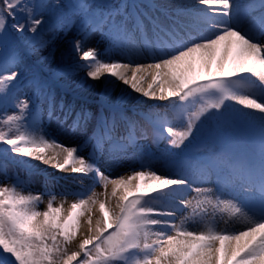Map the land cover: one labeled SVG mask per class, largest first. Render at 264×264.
Instances as JSON below:
<instances>
[{"label": "snow or ice", "instance_id": "obj_1", "mask_svg": "<svg viewBox=\"0 0 264 264\" xmlns=\"http://www.w3.org/2000/svg\"><path fill=\"white\" fill-rule=\"evenodd\" d=\"M60 9L61 18L53 19ZM74 17L81 23L70 53L78 63L61 74L82 71V83L122 82L126 87L110 104L114 112L134 94L167 101L163 113L145 115L154 142L187 148L214 121L218 130L241 132L244 148H207L203 159L189 158L165 175L141 155L138 169L113 177L102 167L118 162L135 141V121L129 119L126 136L118 137L115 120L105 119L83 144L61 142L45 124L39 97L17 81L18 45L47 48L46 33L54 37ZM95 33L108 42L103 55L87 46ZM104 95L111 96L109 88ZM72 112L68 105L61 121L49 104L46 115L65 133L86 128L91 113L83 108L64 127ZM11 154L76 174L78 190L34 191L30 179L9 177L0 166L12 181L0 183V264H264V0H0V156L6 161ZM69 196L75 197L70 203Z\"/></svg>", "mask_w": 264, "mask_h": 264}, {"label": "bare ground", "instance_id": "obj_2", "mask_svg": "<svg viewBox=\"0 0 264 264\" xmlns=\"http://www.w3.org/2000/svg\"><path fill=\"white\" fill-rule=\"evenodd\" d=\"M192 0H136L135 3L137 4H164V5H175L180 3H191ZM108 48V44L103 45L100 48V51L102 55L104 54L105 50ZM146 55V53H145ZM138 62L141 63H148L151 62V60L143 59L142 57L138 58ZM78 81L75 79H68V84H76ZM126 86L122 84V82H114L112 85H108L106 81L103 79L101 82H98L96 88L90 90L87 88L86 84H83L78 91L72 95V99L77 100L81 103H70L73 107V113L71 115H68L67 121H73L75 117V113L79 112L81 108H83V103H93L99 106V112L101 113L99 115V118L95 120V122L92 124V129L90 132V136H92L94 131H99L98 123L107 120L109 124L115 120L116 125L118 128L122 125V118L126 114V111H137L139 118V122L137 121L138 125L136 126V138L135 141L128 145L126 149V153H122L121 157L118 162L115 163H105L102 167V171H105L106 175H112L113 177L124 174L128 172L130 168H137L140 164V157L141 155H148L152 158V164H153V170H157L159 174L165 175L170 171L177 170V165L181 162H184V157H187L189 155L194 156H206L207 152L206 150L199 153L195 152L194 147L196 146V143L200 140H208L209 141V148L212 150H215L217 152L219 151H233V144L234 151H240L244 148L246 138L245 136L239 132L238 130L234 128H229L226 131L225 130H218L216 127V124L214 121H211L209 123H206L203 127L202 132L195 133L196 139L193 140L192 144L187 148H181L176 149L169 145L167 139H162L163 141L160 144H156L154 142L155 136H154V129L151 128L149 124L146 122L147 119H145V115L148 113H163L161 112L162 108L160 106H166L167 101H159L154 100L150 98H141L140 94H134L130 96L129 102L123 106V110L121 112H114L113 109L110 107L112 99H114L117 96H120L122 94L123 89ZM109 88L111 91L110 97H105L104 92L105 89ZM158 106V107H157ZM68 124H64V127L67 128ZM58 128V126H57ZM60 129V128H59ZM48 130L54 134L58 133V139L67 144L68 146H74L75 145V139L71 138L68 133H65L62 129L61 131L55 132L56 128H48ZM117 130V129H116ZM116 135L119 136H126L127 133H116ZM87 138V139H88ZM86 139V140H87ZM85 140V141H86ZM197 141V142H196ZM185 144H188V141H185ZM195 144V145H194ZM108 145L105 146L107 149ZM91 151L90 146L85 147L84 154L87 156V154ZM51 154V153H50ZM24 158L23 166L30 167L33 166L35 168V175L42 174V178L38 177L37 179H34L33 181H37L38 187L44 190L45 186H47L50 189L55 190L57 193L62 188H70L73 190H78V184L74 180V176L76 174H72L69 172H64L56 169L53 165L47 164L45 162L39 161V160H31L27 157ZM104 160H108V154L107 151L104 153ZM171 167V169L169 168ZM40 176V175H38ZM211 179H215V177H211ZM87 184L88 181H85ZM58 185L59 188L57 189L55 186ZM197 187H212L211 184H197L195 185ZM97 192H102L103 189L99 186L96 188ZM196 194L193 192L190 199L195 196ZM75 197L69 196L68 201L69 203L74 199ZM65 207L67 208L68 205L66 204ZM237 228H240L241 226L237 225ZM75 247V244L70 245V249H73Z\"/></svg>", "mask_w": 264, "mask_h": 264}, {"label": "rangeland", "instance_id": "obj_3", "mask_svg": "<svg viewBox=\"0 0 264 264\" xmlns=\"http://www.w3.org/2000/svg\"><path fill=\"white\" fill-rule=\"evenodd\" d=\"M47 2L52 5H57V4L67 5L75 2V0H47ZM90 2L98 5L110 4V3L133 4L136 2V0H90ZM62 12L63 9H60L59 12L53 10V19H57V20L60 19ZM45 19H48V14L45 15ZM11 22L12 21L9 20V24H11ZM80 23H81L80 19L74 17L73 23L68 29L64 31H58L54 37L51 33H46L45 39L50 41V44L47 48L39 49L33 52L25 48L23 43L18 45L19 51L22 56V63L17 69L21 73V75L17 77V81H22L21 87L28 96H31L33 98L39 97V101H38L39 106L42 112L45 113L44 115L45 124L49 129L52 127L56 128L55 132L61 131V128L59 127L55 119L48 121L46 112L49 107V104L52 105L55 115L60 117L61 121H63L64 114L68 112V105H70V103H81L78 102L77 100L72 99V95H74L83 84H86L87 88L92 90L96 88L98 82H101L103 80L102 78L101 80L98 81L89 80L88 83H82L84 77V73L82 71L78 72V74L76 75H64L61 74L59 71L60 69L66 68L69 65H74L78 63L75 54L70 53V48H71V41L78 36ZM105 44H108L106 38L102 36L100 33H95L89 39L87 46L97 47L100 50V48ZM50 52L52 53L51 57L45 59V57H49ZM56 74H58L59 76L57 77L54 76ZM38 75H41L43 77L48 76L47 78H45V81L47 82L46 83L47 86L42 87V83L44 80L39 79ZM68 79H75L78 82L74 85L72 84L70 85L67 83ZM89 84L91 85V87H89ZM62 103L65 105L63 111L61 110ZM83 105H84L83 109L91 113V119L88 121L86 128L78 130L75 133L72 132L68 133V135H70L71 138L75 139V145L77 143L83 144V142L90 135L92 124L95 122L97 118H99V115L101 114L99 112L100 109L98 105L93 103H83ZM160 107L162 108L161 112H163L165 106H160ZM10 111L11 110H9V112ZM139 118L140 117L138 116L137 111H130V110L126 111V114L123 116L121 120L122 125L116 128L117 129L116 133H122V134L127 133L129 119L135 121L137 124ZM146 122L149 124L151 128L153 127L148 120H146ZM71 123L72 121L70 122L66 121L64 124L70 125ZM68 125L66 126L68 127ZM138 125H140V123ZM162 141L163 140L160 139L155 142L156 144H160ZM234 146L235 144L229 147H233V151H234ZM207 148H209V141L204 139L196 143L194 150L195 152L198 153V155H200L199 153L205 151ZM191 154L192 155L184 157V160L186 161L189 158H191L192 162L195 163L197 159H203L205 157L201 155L194 156L193 153ZM0 160H2L0 161V166L6 165L9 177L19 174V176L23 179H30L31 187L34 191H43V189L38 187L37 183H35L37 181H33L38 177L40 178L42 174L35 175V168L33 166L30 167L23 166L24 163L23 157H18L16 154H11L10 158H8L6 161L4 160L3 156H0ZM169 168L171 169V167ZM11 182H12L11 180H6L2 175H0V183H11ZM55 187L57 189L59 188L58 185H56ZM43 207L44 205L40 206L41 210H43Z\"/></svg>", "mask_w": 264, "mask_h": 264}, {"label": "trees", "instance_id": "obj_4", "mask_svg": "<svg viewBox=\"0 0 264 264\" xmlns=\"http://www.w3.org/2000/svg\"><path fill=\"white\" fill-rule=\"evenodd\" d=\"M38 69H39V68H38ZM54 76L57 77V76H59V75L56 74V75H54ZM47 77H48V76H44V77H43V76H41V75H38V78H39V79H43L44 81H45V78H47ZM49 78H50V77H49ZM49 78H48V79H49ZM49 80H50V79H49ZM44 81H43L44 85H43V83H42V87H43V86H44V87L47 86V84H46L47 82H46V81L44 82ZM50 81H51V80H50ZM45 84H46V85H45ZM0 161H2V160H0Z\"/></svg>", "mask_w": 264, "mask_h": 264}]
</instances>
